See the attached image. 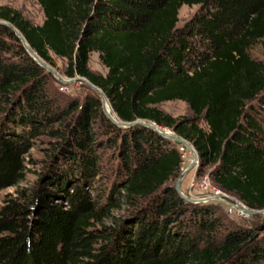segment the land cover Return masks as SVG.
Masks as SVG:
<instances>
[{"label": "trees", "instance_id": "16d2710c", "mask_svg": "<svg viewBox=\"0 0 264 264\" xmlns=\"http://www.w3.org/2000/svg\"><path fill=\"white\" fill-rule=\"evenodd\" d=\"M35 1L40 24L9 6L0 20L48 65L61 58L65 76L96 85L117 119L170 128L221 190L264 208V61L250 55L264 41V0ZM183 4L198 8L178 27ZM92 51L104 75L88 69ZM52 80L0 24V189L21 180L35 138L52 139L34 187L0 206V264H264L263 224L175 191L182 145L143 125L118 127L95 91L81 84L72 97ZM171 100L191 116L156 107Z\"/></svg>", "mask_w": 264, "mask_h": 264}, {"label": "rangeland", "instance_id": "374dc122", "mask_svg": "<svg viewBox=\"0 0 264 264\" xmlns=\"http://www.w3.org/2000/svg\"><path fill=\"white\" fill-rule=\"evenodd\" d=\"M0 6H9L18 10L21 15L27 19L32 24H40L42 21V12L40 7L36 3L35 0H0ZM197 5H181L177 10V22L176 26H181L196 10ZM250 55L253 58L263 60L264 61V41H258L253 44L250 48ZM53 66H51L54 71L61 76L62 78H69L63 74L65 61L61 58L52 56ZM88 69L99 75H104L106 72V68L100 63L97 57V53L92 51L88 54L87 60ZM53 77V76H52ZM52 85L57 87L60 91L67 93L72 97L79 98L84 92L86 88H83L82 85L85 86L84 83L79 81H75L72 83H61L53 77ZM82 84V85H81ZM157 108L162 110L164 113L170 115L175 119H180L182 117L191 116V112L187 105L179 100H171L164 101L158 103L156 105ZM263 120L264 127V111L261 114ZM200 126L205 128L204 123L201 121ZM160 127V126H159ZM166 131L172 132L170 128L160 127ZM173 133V132H172ZM51 138H47L44 136H38L32 142L30 148L24 153V172L21 180L15 183L12 186H8L0 189V206L4 200V198L8 195L14 196L17 191L22 190H31L37 179L39 178L40 170L42 168V161L45 158L46 149L51 141ZM178 150L181 154L182 164L180 167L181 170L184 169L188 163L192 160V153L185 147L178 146ZM105 157V156H104ZM102 158V163H106ZM198 162L189 169L181 179L180 188L186 196L190 198H209L205 201L198 203H211L215 206V210L222 217H226L229 220H234L239 223H247L251 226L255 224H263L264 225V212L253 213L243 215V216H234L235 214L229 213L232 212V208L230 207L231 203L235 204L236 202H240L235 195L232 193L225 192L221 190L209 177V171L211 166L201 167L199 168ZM177 175V177H178ZM177 177L171 184L174 185ZM91 196H93V192H89ZM214 196H218L219 199L212 198ZM241 203V202H240ZM242 204V203H241ZM244 205V204H243ZM245 206V205H244ZM124 205L121 204L117 208H113L109 211L108 216L104 217L103 222L108 224L112 221L113 216L122 215L124 213ZM235 213V212H234ZM264 234V226L259 230V235Z\"/></svg>", "mask_w": 264, "mask_h": 264}, {"label": "water", "instance_id": "95a60500", "mask_svg": "<svg viewBox=\"0 0 264 264\" xmlns=\"http://www.w3.org/2000/svg\"><path fill=\"white\" fill-rule=\"evenodd\" d=\"M0 24H3L5 26H7L8 28H10L13 33L16 35V37L19 39V41L21 42V44L23 45L24 49L26 50V52L28 53V55L38 64L40 65L46 72L50 73L56 80H58L61 83H72L75 81H79L81 83H84L89 89L95 91L100 99V103H101V110L102 113L105 115V117L107 119H109L113 124H115L118 127H130L134 124H139V125H143L146 126L152 130H154L158 135H160L163 138L175 141L177 143H179L180 145H182L183 147L187 148L191 153H192V160L188 163V165L181 170L180 174L178 175L175 183H174V189L175 191L178 193V195L183 198L185 201L187 202H191V203H198V202H202L205 201L209 198H190L188 196H186L185 194H183L181 188H180V182L182 177L184 176V174L191 169L196 162H198V155L195 151V149L192 147V145L185 140L184 138L170 132V131H166L164 129H161L159 126L155 125L152 122L149 121H145V120H141V119H137V120H133V121H121L119 119H117L115 117V115L106 107V98L103 94V92L93 83H91L88 79H86L85 77L82 76H78L75 75L74 77H70V78H62L61 76H59L54 69L48 65L46 62H44L42 59H40L35 52L29 47V45L27 44L26 40L24 39V37L21 35V33L9 22L4 21V20H0ZM212 198H216L219 199L218 196H214ZM235 206L237 208L242 209L243 211H245L248 214H253V213H260V212H264V208L260 209V210H252V209H248L246 206H243L242 204L236 202Z\"/></svg>", "mask_w": 264, "mask_h": 264}, {"label": "built area", "instance_id": "2783aa9c", "mask_svg": "<svg viewBox=\"0 0 264 264\" xmlns=\"http://www.w3.org/2000/svg\"><path fill=\"white\" fill-rule=\"evenodd\" d=\"M240 203V202H239ZM241 204V203H240ZM243 205V204H242ZM244 206V205H243ZM230 207L232 208V212L229 211V213L235 214L234 216H243V215H247V213L245 211H243L240 208H237L235 206V204L231 203ZM235 212V213H234Z\"/></svg>", "mask_w": 264, "mask_h": 264}, {"label": "bare ground", "instance_id": "6f19581e", "mask_svg": "<svg viewBox=\"0 0 264 264\" xmlns=\"http://www.w3.org/2000/svg\"><path fill=\"white\" fill-rule=\"evenodd\" d=\"M106 107L111 111L110 106H109L107 100H106Z\"/></svg>", "mask_w": 264, "mask_h": 264}]
</instances>
